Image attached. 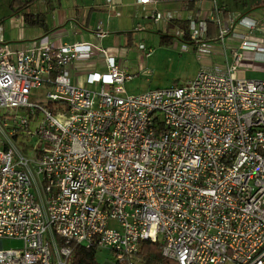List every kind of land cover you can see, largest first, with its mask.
<instances>
[{
    "label": "built area",
    "instance_id": "1",
    "mask_svg": "<svg viewBox=\"0 0 264 264\" xmlns=\"http://www.w3.org/2000/svg\"><path fill=\"white\" fill-rule=\"evenodd\" d=\"M208 1L216 42H238L229 61L137 94L124 85L138 74L101 48L104 70L85 76L95 88H78L69 66L90 45L14 50L0 27V111L11 120L0 121V264H69L68 243L110 251L105 264H145L143 241L159 243L175 264H264V80L234 75L243 53L264 62V38L257 20L224 19ZM176 16L151 19L157 26ZM205 30L189 21L197 55L213 53ZM105 34L98 26L96 37ZM41 85L46 101L30 102ZM3 239L22 247L3 250Z\"/></svg>",
    "mask_w": 264,
    "mask_h": 264
},
{
    "label": "crops",
    "instance_id": "2",
    "mask_svg": "<svg viewBox=\"0 0 264 264\" xmlns=\"http://www.w3.org/2000/svg\"><path fill=\"white\" fill-rule=\"evenodd\" d=\"M37 2V1H36ZM35 2V3H36ZM31 6L30 12L39 14L44 19V25L26 26L19 14L9 16L5 22L0 21L1 35L10 43L14 50L28 49L32 46L48 44L59 46L62 44L84 43L92 47L88 57L77 60L69 66L70 83L78 88H95L87 85L85 76L88 73L100 72L105 67V57L97 51L101 48L106 54L116 57L117 62L125 69H137L127 65V49L122 50L123 45L128 46L134 40L135 35L144 40L143 26L141 21L154 24L151 15L155 12H176L174 20L164 25H155L160 34L167 33L168 29L183 30L175 26H168L175 21L185 22L187 31L189 21L202 20L206 23L204 33L205 41L213 45V53L219 59V64L210 66L224 67L231 57L232 49L237 47L238 42L231 37H226L224 44L216 42L218 27L212 22L209 15L212 3L208 0H194L188 5V0H157L156 3L140 5L137 0H113L112 6L106 4L105 0H38V5ZM217 3V1H216ZM222 9V15L226 19L227 14L234 17L248 16L258 21L256 37L264 38V4L260 6L246 5L243 8L231 7L224 2L217 3ZM117 13V15L115 14ZM106 33L102 38L96 37L97 27ZM184 31V30H183ZM178 37V41L189 44L192 47V39ZM186 39V40H185ZM185 40V42H184ZM106 45V48H104ZM216 45V46H215ZM137 66H146L144 59L138 60ZM201 69V68H200ZM237 78L249 80H264V62L254 59L252 52L243 53L240 67L235 71ZM142 80V79H140ZM152 81L149 79L135 83L131 89L138 86L135 93L148 90Z\"/></svg>",
    "mask_w": 264,
    "mask_h": 264
},
{
    "label": "rangeland",
    "instance_id": "3",
    "mask_svg": "<svg viewBox=\"0 0 264 264\" xmlns=\"http://www.w3.org/2000/svg\"><path fill=\"white\" fill-rule=\"evenodd\" d=\"M217 3L224 2L229 4L231 7L243 8L244 6L254 5L260 6L264 4V0H216ZM12 0H0V21H7L9 16L14 15V9L10 8ZM38 5V1L33 6L34 8ZM144 28V32L141 35L144 36L142 41L139 37L135 35L134 40L128 46L123 45L122 50L127 49V65L131 67H137V69H132L127 71L131 74H138L135 79L131 82L126 83L124 88L128 94L135 93L138 86L134 88L132 85L135 83L143 82L145 79L152 81L150 89L157 88H170L172 86L181 85L187 81L194 79L200 68L204 66H210L213 64H219V59L216 56L210 55H197L196 52L190 47L189 44L182 43L178 40L176 31L174 29H168L167 33L163 32V35L167 34L168 41L158 33L157 27L151 22L141 21L140 22ZM171 41V42H170ZM6 42V41H5ZM8 43V42H7ZM142 43L146 50H150L149 55L145 57L144 52L138 50V44ZM10 44V43H9ZM185 46L186 48H183ZM216 46V45H215ZM106 48V45H104ZM144 59V64L146 66H137L140 64L138 61ZM149 71V75H144L142 72ZM142 79V80H140ZM47 87L44 85L31 91L29 95V101L32 103H44L45 92ZM0 111V121H4L6 124L11 122L10 117L7 115H2ZM39 116L33 117L31 122L28 124V128L32 129L35 124V119ZM2 249H19L22 247V242L19 240L3 239ZM142 258V256L139 254ZM95 259L98 264H105L106 262H113L114 258L110 251L108 250H97L95 254ZM143 259V258H142Z\"/></svg>",
    "mask_w": 264,
    "mask_h": 264
},
{
    "label": "trees",
    "instance_id": "4",
    "mask_svg": "<svg viewBox=\"0 0 264 264\" xmlns=\"http://www.w3.org/2000/svg\"><path fill=\"white\" fill-rule=\"evenodd\" d=\"M38 0H12L10 8L14 9V14H19L26 26H43L44 19L39 14H33L30 12L31 6ZM194 0H188V5H192ZM168 26H175L179 29H183L185 34L187 32V27L185 22L175 21L170 23ZM159 33V32H158ZM165 41H168L167 34L160 35ZM186 37V35L184 36ZM183 37V38H184ZM186 40V39H185ZM184 40V42H185ZM171 42V41H170ZM47 107L51 108L49 104ZM56 243L59 245L63 244V241L56 239ZM71 249V256L69 258V264H98L95 259L96 251L93 248H85L81 245H76L73 243H68ZM139 254L142 256L145 264H175L171 261L164 259L160 254V245L157 242L143 241L140 245Z\"/></svg>",
    "mask_w": 264,
    "mask_h": 264
}]
</instances>
